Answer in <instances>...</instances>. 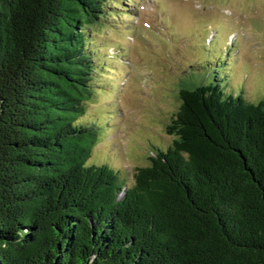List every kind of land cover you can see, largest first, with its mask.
<instances>
[{
  "label": "trees",
  "instance_id": "obj_1",
  "mask_svg": "<svg viewBox=\"0 0 264 264\" xmlns=\"http://www.w3.org/2000/svg\"><path fill=\"white\" fill-rule=\"evenodd\" d=\"M131 1L0 0V264H264V97L225 69L188 72L131 181L88 164L111 119L92 34Z\"/></svg>",
  "mask_w": 264,
  "mask_h": 264
},
{
  "label": "rangeland",
  "instance_id": "obj_2",
  "mask_svg": "<svg viewBox=\"0 0 264 264\" xmlns=\"http://www.w3.org/2000/svg\"><path fill=\"white\" fill-rule=\"evenodd\" d=\"M156 2L132 0L127 13L136 11V16L108 17L90 45L102 47L111 70L100 73L103 82L88 115L97 120L106 112L111 119L88 164L107 165L126 182L136 168L149 164L154 149L171 145L166 127L179 107V88L189 69L213 71L216 58L222 63L231 54L217 63L231 89L242 87L250 102L264 97V0ZM153 31L167 36L161 41Z\"/></svg>",
  "mask_w": 264,
  "mask_h": 264
}]
</instances>
